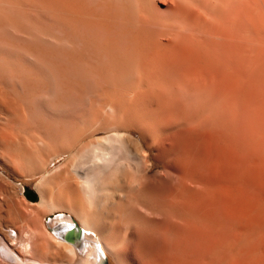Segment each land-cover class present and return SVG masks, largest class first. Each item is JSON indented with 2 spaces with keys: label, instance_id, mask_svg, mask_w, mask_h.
I'll use <instances>...</instances> for the list:
<instances>
[{
  "label": "bare ground",
  "instance_id": "1",
  "mask_svg": "<svg viewBox=\"0 0 264 264\" xmlns=\"http://www.w3.org/2000/svg\"><path fill=\"white\" fill-rule=\"evenodd\" d=\"M238 3L0 0V264H264V174L204 179L231 92L262 88Z\"/></svg>",
  "mask_w": 264,
  "mask_h": 264
},
{
  "label": "rangeland",
  "instance_id": "2",
  "mask_svg": "<svg viewBox=\"0 0 264 264\" xmlns=\"http://www.w3.org/2000/svg\"><path fill=\"white\" fill-rule=\"evenodd\" d=\"M240 2H242V3L246 2L247 6H249L253 10L252 14L254 13L258 16L259 13H264L263 12L264 11V0H242V1L239 0L238 4H241ZM156 5L158 7H165V3L164 2L162 3L160 1L159 2L156 1ZM252 7H254V8H252ZM256 8H257V10H256ZM258 9H260V10H258ZM256 11H258V12L255 13ZM256 15H254V17ZM252 19H253V17H252ZM258 20H259V18H258ZM260 21L262 23L261 19H260ZM253 22H254V24L258 23L255 19H253ZM263 31H264V29H263ZM262 54L264 55V53H262ZM260 57H261V55H260ZM260 57H259V59H261ZM259 62H261L263 64L264 61L259 60L258 63ZM258 63H256V66H258L260 64V63L259 64ZM262 64H260V65H262ZM259 66L257 68H259ZM263 67H264V64H263ZM257 68H256V70L258 71ZM261 73L262 72H260V73L258 72L256 74H254V76L255 75L257 76V74L261 75ZM261 76L259 77V75H258L256 77L257 83L253 82V84L254 83L258 84V85L262 84V88H264V85H263L264 84L263 83L264 82L263 81L264 76H262L263 80H262ZM256 78H254V79H256ZM260 80H262V83ZM253 87L250 89L253 90V93H254V91H256V90L253 89ZM262 88H260V87L257 88V91L255 92L254 95L252 93V96L250 95L251 91H249L250 93L247 97L249 98V100H250L249 96L253 97L255 100V101L253 100V102H256L254 104L250 102L251 100L250 101L247 100L249 103L247 101H244V103L246 102V104L242 103L243 101H241V100H246L245 98L240 99L241 97H243L242 95L245 94L242 91H241L242 92L241 95L239 94V91H236V92H238V93H236L237 95L235 94V92L234 93L231 92L232 94L228 93L229 95L231 94L232 99H229V100L231 101L232 104L229 102V105H231V107L228 109V112H226L225 110H224L225 112H223L226 116L223 115V117H222V123H221L222 139H221V142H220L219 146L217 148H214V149L210 143V140L206 139L205 143H204V146H206L204 148V153L206 152L205 153L206 155L204 158L206 161L208 160L207 157H209V154L211 155V153H216V152H217L216 154H218V161L216 163H214V165H211V167L206 169L207 172L205 170L204 179H206L207 182H210V183L212 182L213 184L216 182L215 184H217L220 181H222L224 178H227L230 174H233L234 172H238V170L242 169L244 164H247V165H249L250 168H253L252 169V171H254L253 172L254 173L253 178L258 180L259 176H262V174H264V170H263L264 169V109L262 111V106H264V92L263 93L261 92V90L263 91L264 89H262ZM222 92H224V94L222 93L224 96V95H226V93L228 91L226 92V90H223ZM256 93L258 94L257 98H255ZM234 95H236V96H234ZM244 96H246V95H244ZM231 97L229 96V98H231ZM242 104H243V106H242ZM252 105H253V107H255V109H251ZM234 106L237 108V110L234 108ZM228 107L229 106H227V108ZM235 111H236V113H235ZM244 111H246V112H244ZM247 111H249V112H247ZM232 112H233V114L235 113V115H236L235 118H233ZM229 121H231V122H229ZM223 128H225V129H223ZM155 153H156L155 149L154 150L151 149L149 151L150 157L152 158L153 161L155 160L154 161L155 165H154V167H152V169L150 170L149 173L152 174L153 176H155V177L152 176V179L154 180L153 183L156 185L159 192H161V190L164 187V185L166 184L168 178L166 177L165 172L162 171L161 172L162 174L159 172V170H161V168H160L161 160L159 157L155 158V155H156ZM229 168L231 170L232 169L233 170L230 171ZM235 168H236V170H234ZM0 170L7 172L5 170V168H3L1 163H0ZM257 171H258V173H257ZM261 171H263V173ZM167 172H168V174H170L169 171H167ZM8 174L11 176L12 180L15 183L21 185L20 197L18 195L19 198H21L23 201H25L27 204H30V205H33L30 202H35V203L38 202L39 199H38L36 189H35V183H36L37 179L30 180V179H26V178L17 177L15 175L10 174V173H8ZM161 186H162V188H161ZM35 193H36V195L34 196L33 194H35ZM34 205H38V204L36 203ZM0 208H1V210H0V227L4 228L3 226H1L3 223L2 219L4 218V214H3L4 207L3 206L1 207V205H0ZM49 219H50V216H46L44 218V222L46 223V225L49 223ZM108 259H109L110 264H116L114 259L110 255H108Z\"/></svg>",
  "mask_w": 264,
  "mask_h": 264
},
{
  "label": "water",
  "instance_id": "3",
  "mask_svg": "<svg viewBox=\"0 0 264 264\" xmlns=\"http://www.w3.org/2000/svg\"><path fill=\"white\" fill-rule=\"evenodd\" d=\"M66 238H70V235H66Z\"/></svg>",
  "mask_w": 264,
  "mask_h": 264
}]
</instances>
